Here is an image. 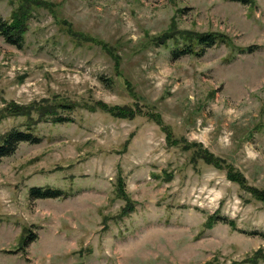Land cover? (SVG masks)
Returning <instances> with one entry per match:
<instances>
[{
  "label": "rangeland",
  "instance_id": "1",
  "mask_svg": "<svg viewBox=\"0 0 264 264\" xmlns=\"http://www.w3.org/2000/svg\"><path fill=\"white\" fill-rule=\"evenodd\" d=\"M20 6L24 47L0 35V135L32 123L10 106L77 109L0 163V264H231L264 250V0H0V13ZM210 33L221 40L201 56H175L179 36Z\"/></svg>",
  "mask_w": 264,
  "mask_h": 264
},
{
  "label": "trees",
  "instance_id": "2",
  "mask_svg": "<svg viewBox=\"0 0 264 264\" xmlns=\"http://www.w3.org/2000/svg\"><path fill=\"white\" fill-rule=\"evenodd\" d=\"M24 4V1L23 3ZM32 6H37L35 4H31ZM22 7L20 6L18 9L14 10L12 13L11 20L8 21L6 20L2 14L0 13V35L4 38L5 42L12 45L16 46L19 49H22L25 44V34L28 30L27 22V15L26 13L22 14L20 11ZM173 38V37H172ZM171 38V39H172ZM175 39V37H174ZM221 38L217 34H201L196 36L195 38H191L188 35H182L177 38L178 43H183L177 45L174 50H175V56H183V55H202V53L207 49L215 46ZM194 43V44H193ZM198 47V49H195ZM179 52V53H177ZM92 108H97L94 109V111L101 110L105 113H110L114 117H121L127 119L125 115L120 116L117 112H109L106 109H102L99 107H92ZM77 108L74 105H68V106H61L58 108L57 111H46L44 107H39V108H34V109H29L27 107L23 106H10L9 110H12V117L18 116V117H27L29 118L28 120L31 121L32 123L28 125V127L25 129H21L18 127H14L2 135H0V163L2 162L3 159L8 158L13 156L19 146L23 143H30V144H38L42 141V137L39 136L34 131V128L37 127L39 124L42 122H48L51 121L52 123H64V122H69L73 121V119L68 115L65 116V112L71 114L73 111H75ZM92 111V110H91ZM37 117L36 120H38L36 123L33 124V119L34 115ZM137 116V115H136ZM136 116L129 117L128 119H133L136 118ZM155 121L158 123V119L153 118ZM35 122V121H34ZM36 124V125H35ZM35 125V126H34ZM34 127V128H32ZM166 140L168 143H173L175 142V138L171 135L168 134L166 136ZM173 139V141H172ZM174 144V143H173ZM177 146H181L176 144ZM197 153L192 154V162L196 158L201 157V152L196 151ZM29 195L32 198L36 199H47V198H55L59 197L61 195V192L58 190H54L51 188H44V187H32L29 190ZM117 195L124 199L126 204L123 207V212H126L127 215L130 211L134 209V203L131 201L128 192L125 189V183L122 178L119 179L118 185H117ZM132 204H129L131 203ZM126 215V214H125ZM219 218L217 215L216 217L212 216L211 219ZM222 220H227L223 217H221ZM22 242L20 243V251H24L23 248L27 246L29 242H33L37 239V236L35 233H33L32 230L28 229L26 230V233L21 237ZM206 264H222L218 263V261H209ZM227 264V263H226ZM231 264H264V250L257 251L255 253V256L248 261H243V262H234Z\"/></svg>",
  "mask_w": 264,
  "mask_h": 264
}]
</instances>
